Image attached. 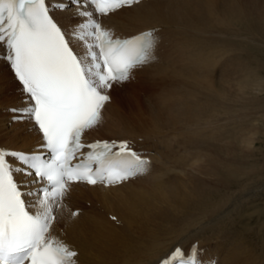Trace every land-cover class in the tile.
Masks as SVG:
<instances>
[{
	"label": "bare ground",
	"instance_id": "1",
	"mask_svg": "<svg viewBox=\"0 0 264 264\" xmlns=\"http://www.w3.org/2000/svg\"><path fill=\"white\" fill-rule=\"evenodd\" d=\"M261 1L255 0L260 7H246L241 0H223L224 6H220L221 0H143L103 19L104 25L120 37L156 28L161 44L153 67L140 66L132 71L134 86H148L145 89L151 94L145 104L149 105L135 106L129 95L131 85L114 84L101 121L88 136L90 140L137 141L154 155L151 172L143 179L111 188L69 185L50 234L78 253L76 264H157L173 249L189 250L193 246L205 251L206 259L216 258L217 264H264L261 49L234 56L224 77L213 83L209 76L216 61L209 59L207 39L208 34L216 36L212 42L219 44L227 36H244L264 47ZM74 13L75 8L57 14L68 33L83 22ZM173 33L186 41L181 45L186 47V54H180V60L166 69V41ZM75 44L83 52L82 45ZM216 49L224 50L221 46ZM5 64L0 61V144L12 151H37L43 141L35 126L29 120L14 123V113L7 109L24 107L25 94L11 72L14 84L8 85L7 75L1 73ZM11 90L21 96L12 95ZM122 94L125 107L115 109L117 95ZM97 128H102L103 135L92 136ZM31 179L19 177L22 185ZM225 187L235 191L222 194ZM123 193L124 210L113 206L115 201L112 205L108 202L111 195ZM74 212L78 215L73 216ZM182 215L192 219L185 230L156 234L161 222L156 219ZM229 232L234 243L224 248V242L231 238Z\"/></svg>",
	"mask_w": 264,
	"mask_h": 264
},
{
	"label": "snow or ice",
	"instance_id": "2",
	"mask_svg": "<svg viewBox=\"0 0 264 264\" xmlns=\"http://www.w3.org/2000/svg\"><path fill=\"white\" fill-rule=\"evenodd\" d=\"M138 3L0 0V46L25 94V106L11 109L13 119L32 121L46 150L0 148V264H76L78 253L50 234L69 185L115 186L147 171L149 161L127 141L82 143L100 123L113 85L154 59L156 29L122 39L101 24L100 17ZM69 6L83 22L66 33L51 13ZM70 42L82 45V54ZM15 174L32 179L21 185ZM161 264L202 261L197 247H177Z\"/></svg>",
	"mask_w": 264,
	"mask_h": 264
},
{
	"label": "rangeland",
	"instance_id": "3",
	"mask_svg": "<svg viewBox=\"0 0 264 264\" xmlns=\"http://www.w3.org/2000/svg\"><path fill=\"white\" fill-rule=\"evenodd\" d=\"M250 1H252V3L250 2ZM253 1H254V3H253ZM258 2H262L261 0H257ZM241 2L243 3V5L244 6H246L247 7V5L250 7V4H253V5H255V6H258V7H260V5L257 3V2H255V0H241ZM221 5L220 6H224V4H223V0H221ZM264 7V6H263ZM189 31V30H188ZM190 34H191V32H190ZM190 34H189V36H190ZM212 38H216V36H212V35H210V34H208L207 35V39L209 40V46H208V55H209V59H211V60H213L214 61V59H215V69H214V66H213V68H211L210 69V76H209V78H210V82H213V83H217L218 81H220V79L221 78H223L224 77V74H225V70L229 67V62L231 61V59H234L237 55H247L249 52H251L252 50H253V52L254 51H256V52H258L260 49V51L258 52V54H261V56H262V61H263V66H264V55L262 54V53H264V47H263V45L262 44H255L254 45V42H252V41H248V40H246L245 39V37L243 36V37H237V36H235V37H225V38H222V40L221 41H219V44L218 43H213L212 42ZM234 38V39H233ZM160 39V38H159ZM224 39V40H223ZM229 39V40H228ZM237 39V40H236ZM238 39H239V41H238ZM243 41H242V40ZM166 40V39H165ZM211 40V41H210ZM190 39L189 40H187V42H189V44H190ZM241 41V42H240ZM166 43H167V48H166V50H165V53H166V55H165V64L163 65V67L164 68H166V69H170L171 67L170 66H172V63L173 62H178L179 60H180V54H186V47H184V46H181L182 44H185L186 43V41H185V43H183L181 40H179L178 39V37L176 38V36H174V33L173 34H171V37L169 38V40L168 41H166ZM240 43L242 44V46H240ZM250 43V44H249ZM159 44H161V41L159 42ZM159 44H157L158 46H157V48H156V51H155V54H157V53H159L158 52V50H159V48H160V46H159ZM187 44V43H186ZM244 44H246V45H244ZM245 47H244V46ZM214 47V48H212V47ZM221 46V48L222 49H224V50H221V51H219L218 49H216V48H219ZM235 46V47H234ZM239 47V49L241 50V51H243V52H241L237 47ZM190 48V50H192L193 49V46L192 47H189ZM245 48V49H244ZM256 48H257V50H256ZM211 49H213V50H211ZM226 49V50H225ZM248 49V50H247ZM259 49V50H258ZM214 50L217 52V51H219L220 53H216V52H214ZM212 51V52H211ZM231 51V52H230ZM188 53H189V50H188ZM212 53V54H211ZM227 53H229V54H227ZM232 54H235V55H232ZM220 55V56H219ZM219 56V57H218ZM222 56H223V58H222ZM232 56V57H231ZM235 56V57H234ZM179 59V60H178ZM219 59V60H218ZM151 66H152V63L150 64ZM153 67V66H152ZM264 68V67H263ZM165 69V70H166ZM1 73H5L6 75H7V78L9 79H7V82L8 83H10V84H8L9 86H13V84H14V80H13V78L11 77V75H10V71L8 70V67H7V65L5 64L4 65V67H3V70L1 71ZM263 75H264V71H263ZM135 78H136V76L135 75H132L131 77H130V79L128 80V81H126V82H124V83H122L121 85H131V88H132V92L129 94L130 96H131V102L135 105V106H137V107H140V106H144V108H146L147 106L146 105H149V104H145L147 101H148V97H149V95L151 94V92L149 91V89H145V87H148L146 84L143 86L142 84H140V86H134L132 83L133 82H135ZM264 78V77H263ZM10 81V82H9ZM119 87H121V86H119ZM110 92H112V91H114L113 90V88L111 89V90H109ZM149 92V94H147ZM11 93H12V95H17V93H18V96H21L20 94L21 93H19V91H17V90H11ZM10 93V94H11ZM124 97H123V94L122 95H117V101H116V103H115V109L118 107V109L120 108V107H122L121 109H124V103H125V101H124V99H123ZM263 99H264V95H263ZM7 109L11 112V110L7 107ZM218 119V118H217ZM13 120V122L14 123H22L21 121H17V120H14V119H12ZM219 121H224V119H218ZM16 121V122H15ZM102 129V128H101ZM100 128H97V130H95V131H93V134H92V136H98L99 137V135H103V132H102V130H101ZM101 139H103V138H101ZM218 142H220V141H218ZM218 142H214V145H216V143H218ZM134 144H136L137 146H141V144L140 143H137V141L136 142H133ZM143 147H145V149H146V146H144V145H142ZM141 146V147H142ZM258 146V145H257ZM262 147V146H261ZM263 163V162H262ZM134 186H137V184H134ZM219 186H217V189H219L218 188ZM235 189V188H234ZM227 190H229L228 192H227ZM232 190H233V188H230V187H225V189H221V193L223 194L224 192H227L226 194H230L231 192H232ZM239 190V189H238ZM233 191H235V190H233ZM126 194V196H127V194L128 193H125ZM117 196V197H116ZM124 193L122 194V196L120 195L119 197H118V195H111L110 197H109V199H108V202H110V204L113 202V201H115L114 203H112L113 204V206H116L119 210L120 209H122L123 208V206L122 205H124V204H126V203H124V204H122L124 201H123V198H124ZM120 199H122L121 201H120ZM120 201V202H117V201ZM128 200H130V199H127V201ZM126 201V202H127ZM118 203V204H117ZM111 204V205H112ZM118 205V206H117ZM122 206V207H121ZM115 207V208H116ZM120 207V208H119ZM122 210H124V208L122 209ZM121 210V211H122ZM75 213H77V212H75ZM78 215V214H77ZM77 215H75V216H77ZM158 218V217H157ZM240 218H241V216H240ZM170 218H168L167 220H163V219H160V218H158V219H156L155 220V222L156 221H159L160 222V225L158 226V231H157V233L156 234H159V235H161L162 233H165V232H168V231H170V230H174V229H179V230H185L186 229V226H188V223H191L192 221V219H188L187 217H185V215H182V216H180V217H178V219L176 220V219H171V220H169ZM241 221H244L243 219L241 220ZM154 222V223H155ZM261 223V220L259 221V222H257L256 224H254L253 225V227L254 228H257L258 226H259V224ZM252 224V223H251ZM253 228V229H254ZM256 230V229H255ZM260 234L262 233L261 231H258ZM231 238H229V236H228V240L226 241V242H224L227 238H225V240L223 241L224 243H227V244H225L226 246H224V248H231V246L233 245V243H234V236L231 234V232H229V234H228ZM214 245V244H213ZM257 245H258V242H257Z\"/></svg>",
	"mask_w": 264,
	"mask_h": 264
}]
</instances>
